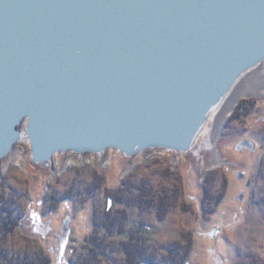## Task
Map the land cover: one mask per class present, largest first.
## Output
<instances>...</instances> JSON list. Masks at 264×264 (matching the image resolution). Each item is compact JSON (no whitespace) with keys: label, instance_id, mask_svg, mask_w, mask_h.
<instances>
[{"label":"water","instance_id":"1","mask_svg":"<svg viewBox=\"0 0 264 264\" xmlns=\"http://www.w3.org/2000/svg\"><path fill=\"white\" fill-rule=\"evenodd\" d=\"M264 61V0H0V163L188 154Z\"/></svg>","mask_w":264,"mask_h":264},{"label":"rangeland","instance_id":"2","mask_svg":"<svg viewBox=\"0 0 264 264\" xmlns=\"http://www.w3.org/2000/svg\"><path fill=\"white\" fill-rule=\"evenodd\" d=\"M251 75L239 83V91L246 90ZM262 85L256 94L239 99L216 132L211 151L199 139L188 154L157 152L146 159H125L113 151L97 157L66 154L38 167L29 160V147L16 145L10 155L19 156L20 164L4 167L0 200L15 201L21 220L5 241L0 239V253L42 250L52 264L85 257L89 240L105 237L96 220L103 221L107 196L124 190L126 183L130 197L138 194L139 185L153 197L168 193L169 213L160 221L153 206L141 211L137 205L111 201L114 215L127 212V232L102 242L95 264H123L119 245L134 229H140L157 264H163L170 244L188 240L192 250L187 264H264ZM76 156L82 158L66 165Z\"/></svg>","mask_w":264,"mask_h":264},{"label":"trees","instance_id":"3","mask_svg":"<svg viewBox=\"0 0 264 264\" xmlns=\"http://www.w3.org/2000/svg\"><path fill=\"white\" fill-rule=\"evenodd\" d=\"M125 189L117 190L116 192H110L107 196L108 201H115L127 205H137L142 211L145 207H155L156 217L162 221L165 219L170 210V196L166 192H160L156 197L152 196L150 190L142 185L136 187L138 191L137 195L133 197L128 196L126 183ZM16 207L15 201L0 200V239L5 241L6 237L11 234L20 222V215ZM112 208L107 207L106 212L103 214V221L98 223L103 229H105V237L98 239L92 238L89 240L91 246L85 257L78 258L71 264H95L98 261L102 249V242H104L112 234H125L126 228L123 226L128 220V214L126 211L118 210L115 215L112 213ZM129 238L122 241L119 245L120 250L125 254L123 264H157V255L154 251H149L144 237L141 234L140 229L130 230ZM187 241V240H186ZM192 250L191 241L188 240L186 244L173 243L167 247V255L162 258L163 264H187L190 253ZM10 252L2 251L0 253V264H52L51 260L41 250H34L29 252L28 250L22 253H16L15 255Z\"/></svg>","mask_w":264,"mask_h":264},{"label":"bare ground","instance_id":"4","mask_svg":"<svg viewBox=\"0 0 264 264\" xmlns=\"http://www.w3.org/2000/svg\"><path fill=\"white\" fill-rule=\"evenodd\" d=\"M251 73H252L251 76H253V80L250 83L248 82L249 84L247 85V88L245 91H239V89H237V86L239 85V83L241 81H243L247 77V75H249ZM262 84H264V61L258 67L251 70L243 78H241V80L235 85V87L230 92V94L227 95L224 98V100L222 101V103L220 105H218V107L210 114L209 119H208L206 125L204 126V128L202 129V132L200 133L196 142L200 139L201 144H202V148L206 151H211L214 148V144H215L214 143V137H215L216 132L219 131L221 124L226 122V120L230 116L231 112L236 107V104L238 103L239 99L242 97H245V96H250V95L256 94L259 90L263 89ZM18 145H24L27 147L28 142H23L22 144L20 143ZM107 152H109V151H107ZM113 152H115V151H113ZM157 152H159V151L149 150V151H146V152H144L140 155H137L135 157L146 159L148 157L153 156ZM160 152H163V151H160ZM10 154L11 153H9L8 156L0 163V175L2 174V172L4 170V167H6L8 164H10V163L20 164V160H21L20 157L19 156L12 157ZM68 154H73V153H68ZM176 154H179V153H176ZM74 155H77V154H74ZM86 155L97 157V156H101L103 154H101V155L84 154V155H77V156H83L84 157ZM57 156H60V155H57ZM77 156L76 157H70L68 159L69 162L66 165H69L71 163H75L74 161H78V160H80V158H82V157L78 158ZM4 161H5V163H4ZM51 163H52V161H51ZM51 163H50V165H51Z\"/></svg>","mask_w":264,"mask_h":264},{"label":"snow or ice","instance_id":"5","mask_svg":"<svg viewBox=\"0 0 264 264\" xmlns=\"http://www.w3.org/2000/svg\"><path fill=\"white\" fill-rule=\"evenodd\" d=\"M111 206V202H109V207Z\"/></svg>","mask_w":264,"mask_h":264}]
</instances>
